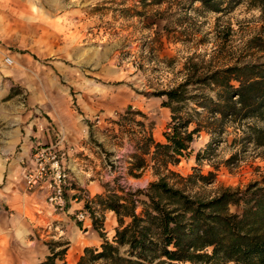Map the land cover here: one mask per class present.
Instances as JSON below:
<instances>
[{"label":"rangeland","instance_id":"rangeland-1","mask_svg":"<svg viewBox=\"0 0 264 264\" xmlns=\"http://www.w3.org/2000/svg\"><path fill=\"white\" fill-rule=\"evenodd\" d=\"M182 7L170 0H0V163L19 150L16 130L19 127L21 133L28 124L27 115L31 119L53 112L65 97L78 114L92 113L86 120L83 141L90 150L84 158L100 176L95 178L103 187L101 193L107 183L134 191L158 179L151 168L137 177L127 174L132 155L139 153L142 128L137 121L150 125L157 142L165 141L163 131L170 121L163 96L146 92L181 81L186 58L194 51L205 54V61L215 52V65L234 60L259 27L258 11L245 4L226 14L189 10L180 20ZM128 107L145 117L124 119ZM225 137L227 142L213 146L211 158L198 162L195 155L208 141L201 132L191 154L169 165L176 173L169 177L190 194L205 197L224 188H243L262 177L264 146L250 145L226 162L236 149L230 145L233 134ZM199 174L212 182L199 180ZM190 176L191 180L179 179ZM70 181L76 185L74 178ZM80 195L85 205L98 194L90 197L82 190ZM93 208L104 215L103 230L110 239L116 218ZM54 241H48L49 248H54Z\"/></svg>","mask_w":264,"mask_h":264},{"label":"trees","instance_id":"trees-1","mask_svg":"<svg viewBox=\"0 0 264 264\" xmlns=\"http://www.w3.org/2000/svg\"><path fill=\"white\" fill-rule=\"evenodd\" d=\"M170 1L183 5L180 20L189 10L226 14L245 4L258 11L259 27L234 60L215 65V52L205 61V54L194 51L186 58L181 81L146 92L163 96L170 121L164 142L153 139L150 125L137 121L142 128L139 153L132 155L127 174L137 177L151 168L158 179L134 191L107 183L103 193L85 204L102 242L85 247L75 264H264V175L243 188H224L210 197L190 194L169 177L176 174L169 165L191 154L201 132L208 141L195 155L198 162L211 158L213 146L227 142V134H233L230 145L236 150L226 162L250 145L264 146V0ZM136 114L145 117L131 107L122 117L131 121ZM198 179L212 182L205 175ZM93 206L113 211L117 224L110 239L103 230L104 215ZM58 253L62 250H52L39 264H56Z\"/></svg>","mask_w":264,"mask_h":264},{"label":"crops","instance_id":"crops-1","mask_svg":"<svg viewBox=\"0 0 264 264\" xmlns=\"http://www.w3.org/2000/svg\"><path fill=\"white\" fill-rule=\"evenodd\" d=\"M30 117L27 115L28 124L21 133L17 127L21 134H16L19 150L0 163V262L39 264L52 250H62L56 255V264H75L85 247H98L95 244L102 242L90 216L82 221L74 216L78 211H86L82 190L90 197L103 190L95 178L100 176L84 158L90 150L83 141L87 136L86 120L92 118V113L78 114L63 97L62 104L53 112ZM58 136L63 141L58 142ZM36 143L57 144L63 155L69 174L63 211L57 212L48 203L44 186L26 187L24 169L33 166L31 152ZM70 178L75 179V186ZM106 213L113 220V211L107 209ZM52 238L54 248H49L48 241Z\"/></svg>","mask_w":264,"mask_h":264},{"label":"built area","instance_id":"built-area-1","mask_svg":"<svg viewBox=\"0 0 264 264\" xmlns=\"http://www.w3.org/2000/svg\"><path fill=\"white\" fill-rule=\"evenodd\" d=\"M61 141L63 137L58 136V142ZM31 158L33 166L24 169L26 187L32 189L44 186L48 203L55 210H65V192L69 185V174L57 144L36 143L32 149ZM74 216L76 220L82 221L89 215L86 211H78Z\"/></svg>","mask_w":264,"mask_h":264}]
</instances>
